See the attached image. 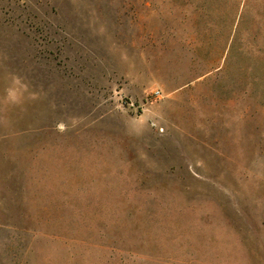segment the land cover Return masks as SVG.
Wrapping results in <instances>:
<instances>
[{
	"label": "rangeland",
	"instance_id": "1",
	"mask_svg": "<svg viewBox=\"0 0 264 264\" xmlns=\"http://www.w3.org/2000/svg\"><path fill=\"white\" fill-rule=\"evenodd\" d=\"M0 264H264V0H0Z\"/></svg>",
	"mask_w": 264,
	"mask_h": 264
}]
</instances>
